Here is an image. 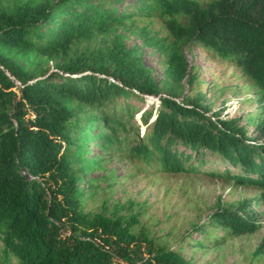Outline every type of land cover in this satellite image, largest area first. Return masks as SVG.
I'll return each mask as SVG.
<instances>
[{
    "label": "trees",
    "instance_id": "16d2710c",
    "mask_svg": "<svg viewBox=\"0 0 264 264\" xmlns=\"http://www.w3.org/2000/svg\"><path fill=\"white\" fill-rule=\"evenodd\" d=\"M144 17L160 19L169 33L144 38L167 56L164 81L118 33ZM191 45L253 79L259 105L248 120L258 118L264 136V0H0V264H190L181 247L134 231L146 206L128 214L86 210L99 189L87 171L109 158L87 156L93 140L135 167L202 172L259 190L219 202L208 222L192 226L190 245H204L193 233L206 236L210 227L228 235L262 227L253 206L264 207V139L222 117L203 92L186 90L196 77ZM151 95L159 103L150 110L134 102ZM137 114L149 127L143 136ZM213 156L238 172L208 169Z\"/></svg>",
    "mask_w": 264,
    "mask_h": 264
},
{
    "label": "rangeland",
    "instance_id": "374dc122",
    "mask_svg": "<svg viewBox=\"0 0 264 264\" xmlns=\"http://www.w3.org/2000/svg\"><path fill=\"white\" fill-rule=\"evenodd\" d=\"M20 1L1 0L4 5H15ZM198 1L206 3L211 0ZM119 32L124 34L127 46L141 48L144 64L152 70L158 81H164L167 77V56L158 45L145 43L144 40L145 32L168 37L163 22L158 18L133 19L120 26ZM186 56L196 76L191 87L186 83V90L191 95L203 92L205 102L213 110L222 111V117L227 119L238 118L239 124L245 126L246 135L263 140L264 136L256 128L259 119H255L254 124L248 120L249 116L256 114L259 105L253 79L244 75L235 63L220 58L216 53L207 52L203 47H186ZM17 59L29 67L25 59ZM43 66L48 72L56 70L52 62L45 61ZM147 99V102H134L141 110H150L153 103H159L157 96L151 95ZM208 114L213 117L212 111ZM135 122L143 136L149 127L143 123L140 114H137ZM88 148L89 158H109L87 171L85 179L99 185L95 200L89 201L87 211L112 213L118 210L120 214H128L140 212L146 206L147 210L140 216L141 222L134 231L147 233L159 245L181 247L190 264H264V252L256 253L264 237L262 206H253L262 221V227L255 233L228 235L222 229L211 232L213 228L210 227L206 236L199 232L193 233V238L204 241V245L196 247L188 243L192 226L208 222L219 202L228 205L252 198L259 193L257 188L238 185L232 179L212 177L202 172L169 173L146 165L135 167L129 159L117 152L105 150L95 140L91 141ZM207 166L208 169L222 172L227 169L230 173L238 172L234 164H222L216 156L210 159ZM85 186H88L87 182Z\"/></svg>",
    "mask_w": 264,
    "mask_h": 264
},
{
    "label": "built area",
    "instance_id": "2783aa9c",
    "mask_svg": "<svg viewBox=\"0 0 264 264\" xmlns=\"http://www.w3.org/2000/svg\"><path fill=\"white\" fill-rule=\"evenodd\" d=\"M19 84V81H16Z\"/></svg>",
    "mask_w": 264,
    "mask_h": 264
}]
</instances>
